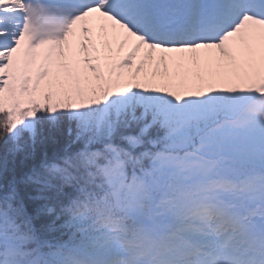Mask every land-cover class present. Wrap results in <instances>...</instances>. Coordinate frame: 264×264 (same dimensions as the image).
Here are the masks:
<instances>
[{"label": "snow or ice", "instance_id": "1", "mask_svg": "<svg viewBox=\"0 0 264 264\" xmlns=\"http://www.w3.org/2000/svg\"><path fill=\"white\" fill-rule=\"evenodd\" d=\"M0 264H264V0H0Z\"/></svg>", "mask_w": 264, "mask_h": 264}]
</instances>
